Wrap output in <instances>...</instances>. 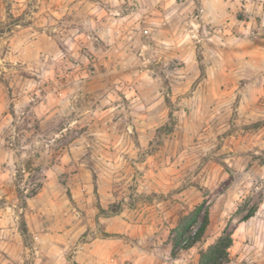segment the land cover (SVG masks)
Returning a JSON list of instances; mask_svg holds the SVG:
<instances>
[{
  "label": "clouds",
  "instance_id": "obj_1",
  "mask_svg": "<svg viewBox=\"0 0 264 264\" xmlns=\"http://www.w3.org/2000/svg\"><path fill=\"white\" fill-rule=\"evenodd\" d=\"M0 264H264V0H0Z\"/></svg>",
  "mask_w": 264,
  "mask_h": 264
}]
</instances>
